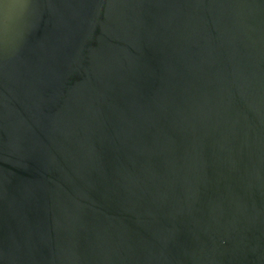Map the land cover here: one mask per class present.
Here are the masks:
<instances>
[{"label": "water", "instance_id": "obj_1", "mask_svg": "<svg viewBox=\"0 0 264 264\" xmlns=\"http://www.w3.org/2000/svg\"><path fill=\"white\" fill-rule=\"evenodd\" d=\"M0 264H264V0H0Z\"/></svg>", "mask_w": 264, "mask_h": 264}]
</instances>
